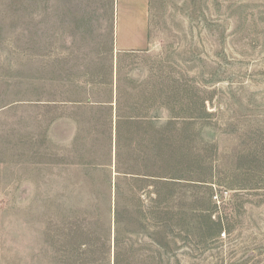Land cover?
<instances>
[{"label": "rangeland", "instance_id": "374dc122", "mask_svg": "<svg viewBox=\"0 0 264 264\" xmlns=\"http://www.w3.org/2000/svg\"><path fill=\"white\" fill-rule=\"evenodd\" d=\"M134 2L0 0V264H114L116 195L118 264H264V0H144L118 50Z\"/></svg>", "mask_w": 264, "mask_h": 264}, {"label": "crops", "instance_id": "0c3cea01", "mask_svg": "<svg viewBox=\"0 0 264 264\" xmlns=\"http://www.w3.org/2000/svg\"><path fill=\"white\" fill-rule=\"evenodd\" d=\"M133 4L137 8L134 13L137 19L133 26L121 28L118 26V17L116 20L115 41L118 50H141L147 47V34L143 11L144 0H135Z\"/></svg>", "mask_w": 264, "mask_h": 264}, {"label": "trees", "instance_id": "16d2710c", "mask_svg": "<svg viewBox=\"0 0 264 264\" xmlns=\"http://www.w3.org/2000/svg\"><path fill=\"white\" fill-rule=\"evenodd\" d=\"M129 175H135L133 173H128ZM116 200H117V204H116V209H115V230H114V248H115V263L114 264H118L119 263V258L120 255H124L126 254L127 256H129L130 254H132L131 249L128 247L127 250L124 251V249L122 250V244L124 243L122 240V224L124 222V217L122 219V211L120 212L119 209L120 207V203L118 204L119 201V197L118 195H116ZM124 209H126L125 213L127 214L126 218L128 217L129 214V209H130V205H127L126 207H124ZM128 234H130V232H128ZM127 245H129L128 243H126Z\"/></svg>", "mask_w": 264, "mask_h": 264}, {"label": "built area", "instance_id": "2783aa9c", "mask_svg": "<svg viewBox=\"0 0 264 264\" xmlns=\"http://www.w3.org/2000/svg\"><path fill=\"white\" fill-rule=\"evenodd\" d=\"M228 197V192L227 191H219L217 192L216 190H214V193L211 195V199L213 201V203H215L216 205H220L223 202L226 201ZM225 234L223 233L222 236H224Z\"/></svg>", "mask_w": 264, "mask_h": 264}]
</instances>
